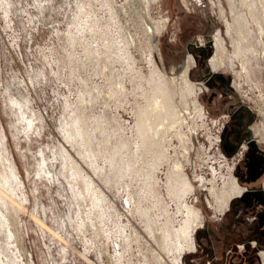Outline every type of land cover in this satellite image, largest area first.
Wrapping results in <instances>:
<instances>
[{"label": "rangeland", "instance_id": "obj_1", "mask_svg": "<svg viewBox=\"0 0 264 264\" xmlns=\"http://www.w3.org/2000/svg\"><path fill=\"white\" fill-rule=\"evenodd\" d=\"M52 3L0 0V148L18 176L17 181L9 178L7 205L0 203L8 220L0 234V261L160 264V256L170 263L176 242L169 230L180 228L186 218L181 208L187 204L198 210L200 221L192 233L195 249L184 251L180 264H207L206 250L222 264H246L238 256L244 254L240 236L246 233L242 222L248 208L238 196L228 205L222 190L234 177L244 192L259 185L264 191V177L247 184L243 172L227 164L214 144L218 138L222 144L223 134L228 141L244 135L250 113L256 121L255 139L262 140L264 34L259 40L256 24L264 25V0H156L148 6L135 0L129 8L133 5L138 36L144 20L153 29L169 21L152 42L160 53L153 58L144 44L116 41L114 36L125 27H109L105 11H90L86 27L91 30L84 39L78 24L71 22L70 29L65 18L51 15ZM58 12L64 17L65 9ZM56 21L62 26H54ZM205 26H210L208 35ZM98 27L106 33L103 39ZM71 33L76 34L72 40ZM216 34L229 65L218 68L209 60V67L232 76L236 90L222 93L203 87L199 93V64L191 65L188 83L179 77L191 58L186 59L187 46L212 38L215 53ZM234 36L238 52L232 46ZM154 64L175 81L163 85L153 73ZM25 98L35 111L37 127L28 141L21 132L27 125L14 114L16 102L23 105ZM153 99L164 105L154 115ZM170 106L183 115V125L168 120L173 118ZM222 115L227 116L223 130L214 123ZM148 116L151 127L142 126ZM147 126L143 136L141 129ZM175 164L193 186L184 200L174 193L181 189L172 170ZM231 243L239 248L231 250ZM254 263L248 259L247 264Z\"/></svg>", "mask_w": 264, "mask_h": 264}, {"label": "bare ground", "instance_id": "obj_2", "mask_svg": "<svg viewBox=\"0 0 264 264\" xmlns=\"http://www.w3.org/2000/svg\"><path fill=\"white\" fill-rule=\"evenodd\" d=\"M145 1V4L150 5L151 3H154L156 0H144ZM143 10L146 11V9L144 8ZM219 14L220 16H224V11L223 9L219 8ZM237 12L233 11V14L234 15H238L236 14ZM148 19V17H147ZM151 22V21H150ZM96 23V22H95ZM152 23V22H151ZM258 29H259V40L262 39V35L264 34V25L261 24V22L259 21V23L256 24ZM163 26L159 25V23H156V25L154 26V29H153V26H150V30H151V38L154 39L156 37L157 34H159L161 28ZM69 37V36H68ZM215 37L218 38V41L216 42L215 46H216V52L214 53V56L210 59V62L212 63V65L214 67H218V68H222V67H227L229 65L228 63V57L226 58L225 55H226V48L225 46L223 45V41L221 40V38L219 37L218 34L215 35ZM238 37V36H237ZM70 38V37H69ZM81 38V37H80ZM240 38V36H239ZM238 38V39H239ZM74 39V38H73ZM236 36H234V42H232V46L235 47V52H238L239 51V46L237 44V40H236ZM94 40V39H93ZM73 42V41H72ZM96 42V41H95ZM105 43V42H104ZM220 54V55H219ZM236 55V53H234ZM260 55L264 56V47H263V50L262 52L260 53ZM192 58V60H191ZM191 58H188L187 59V63H186V67L185 69L182 71V73L179 75L180 79H183L184 82L188 83V77H187V72L190 71L191 69V65L193 64V57ZM190 65V66H189ZM153 73L157 74V76L160 77V79L163 81V85L165 84H172L176 77L175 76H169V75H166L165 73H163L158 67L157 65H153ZM28 85V82L27 84ZM163 88H166L165 86H163ZM192 86V84H190ZM29 86V85H28ZM189 86V85H188ZM193 87V86H192ZM192 87H190V91H192ZM188 89V90H189ZM235 89V88H234ZM165 90V89H164ZM236 90V89H235ZM190 92V95L192 94ZM238 92V91H237ZM20 102V101H19ZM22 102L18 103V101L16 102V110H15V116H16V119L18 121H20L21 123H23V125H27L26 127L32 129V133L30 134V132L27 131V129H23L24 131H21L23 132L22 133V136L25 138V140H31L32 137H34V134H35V130H36V114H35V111L32 110L31 107H29V101L25 98L23 100V105H20ZM196 103V102H194ZM12 105V104H11ZM195 105V104H193ZM31 106V105H30ZM160 107H164V105H162V101H159L158 99H153V107L151 108V111L150 113L152 115H154L156 112L155 110L157 108H160ZM173 114H172V119H168V120H171L173 121V123L177 122L179 125H183L184 123V117L183 115L181 116L180 113L178 111H175L173 107H169ZM196 109V107H194ZM19 112V114H18ZM166 114L167 115H170L169 112L166 111ZM165 115V119L168 118V116ZM149 119L150 117H146L143 121L144 123L142 124V126L145 125V123H148V126L151 127L150 123H149ZM156 125V124H155ZM157 125H161V122H158ZM145 127L141 130H143L142 132V135L144 136V134H146V130H149L150 128L149 127ZM30 129H28L30 131ZM141 132V131H140ZM144 133V134H143ZM179 135V134H178ZM179 137L182 139L181 141H183V135H179ZM184 142V141H183ZM0 144H1V140H0ZM182 167V166H180ZM0 203L3 204V205H7L6 203L8 202V196H6V193H7V189H6V186L8 187L9 185V178H12L13 180H18V176L10 162V159L8 156H6L4 153L1 152V148H0ZM179 164H175L173 166V174L175 173V176H176V183L177 185H180L179 187H181V189L178 191H174V193H180V195H182L183 197V200L185 199L184 197L190 192V190L193 189V186L192 184L189 182V180L186 179V177H184L183 175L181 176V174H179L180 172L179 171ZM2 171V172H1ZM182 171V169H181ZM200 178V177H199ZM11 179V180H12ZM10 180V181H11ZM14 182V181H13ZM212 182V181H211ZM228 182V180H227ZM12 183V182H11ZM213 184V183H212ZM216 184V183H215ZM227 184V183H226ZM194 185V184H193ZM213 186V185H212ZM178 187V186H177ZM195 187V186H194ZM227 190H222L225 192L224 195H226V200L224 198V200L226 201V203L228 204L229 202V199L231 197H234V196H240L241 194L244 193V188H242L238 183L237 181L235 180V178H231V180H229L228 184H227ZM174 188V187H173ZM224 189H225V186H224ZM177 190V188H176ZM215 190H217L215 188ZM172 191V189H171ZM216 192V191H215ZM218 192V190H217ZM220 192V191H219ZM223 193V192H221ZM171 195V194H170ZM223 195V194H222ZM177 196V195H176ZM179 196V195H178ZM223 197V196H222ZM178 198V197H177ZM223 199V198H222ZM223 200V201H224ZM220 201V200H219ZM218 201V202H219ZM222 201V200H221ZM223 203V202H222ZM219 204H221L219 202ZM218 204V205H219ZM225 205V204H224ZM229 205V204H228ZM227 205V206H228ZM219 206H222V205H219ZM6 208V207H5ZM228 208V207H226ZM182 215L185 214L186 218L183 220L182 222V225L180 226L179 229H177L176 231L174 230V232L170 231L169 230V236L172 238V240H174L176 243H174L175 245V257L174 259L169 263L168 261L165 262V260L159 256L160 260H159V263L160 264H180L181 263V259H182V255H183V252L184 251H194L195 249V245H194V242H193V238H192V233L194 232V229H195V225L199 223L200 221V216L198 215V210L196 211L193 207H191V205H187V204H184L182 206ZM221 209V208H220ZM180 210V209H179ZM180 212V211H178ZM201 213V212H200ZM169 223V222H168ZM167 223V224H168ZM8 224V220L7 219H4V215H3V212L0 210V234L2 233V230H6V225ZM172 224V223H171ZM170 224V225H171ZM169 227V226H168ZM172 227V226H171ZM168 230V229H167ZM162 232V231H161ZM168 232V231H167ZM162 235V234H161ZM164 235V234H163ZM165 236H166V233H165ZM169 237V238H170ZM167 238V236H166ZM168 248V247H167ZM163 250V248H162ZM167 250V249H166ZM164 250V251H166ZM169 251V249H168ZM170 252V251H169ZM168 252V254H170ZM261 257L263 259V264H264V251H261ZM167 254V252H166ZM160 255V254H159ZM9 262V261H8ZM0 264H8L6 262H4L3 260L0 261ZM10 264V263H9Z\"/></svg>", "mask_w": 264, "mask_h": 264}, {"label": "built area", "instance_id": "obj_3", "mask_svg": "<svg viewBox=\"0 0 264 264\" xmlns=\"http://www.w3.org/2000/svg\"><path fill=\"white\" fill-rule=\"evenodd\" d=\"M53 1L52 3V7H51V15H54V18L58 19H63L65 18L66 23L65 26L67 28L71 27L70 24L71 22H75V24H78V32L79 34L82 35V37L85 39V36L87 35V32L89 30H91L90 28H87L86 26H88V22H91L92 20V16L90 15L92 11V9H96L97 14H101L100 11H105L102 12L104 13V17L107 21H109V27L113 28V27H118L123 25L125 27V31L121 32V33H117V36H114L116 41L119 39L121 42L127 43L129 42L130 45H132L133 43H137V44H144L147 46V48H149V52L151 54V57L153 58V53H155L157 56L160 55L158 47L155 46L154 50H153V40L151 38V30H150V26L152 24L146 23V20L142 21L140 24L142 26V32L141 35L138 36L135 31L133 30V19H132V12H133V8L131 9V7H133V5L129 8V5H131L135 0H51ZM65 9V13L63 12V10ZM58 11H61L64 13V17H61L60 13ZM149 11V10H148ZM142 12V11H141ZM142 17H145V13L144 11L141 13ZM146 18V17H145ZM102 18L98 19L99 21H101ZM102 22V21H101ZM168 19L165 21L164 23V27L163 29L160 31V33L158 35H161L165 30H166V26L168 24ZM79 24L81 26H79ZM54 26H62L61 22L56 21L54 24ZM99 30V36L101 39H103V36H106V33L103 32L101 30V28L98 27ZM59 32V31H58ZM157 35V36H158ZM76 36V34H72L71 33V40ZM156 36V37H157ZM109 37V36H108ZM124 39V40H122ZM193 45L196 46H202L204 44L203 41H201L200 39H197L194 43H192ZM153 50V51H152ZM187 57H192V55L190 53L187 52ZM194 65V61L192 64V67ZM192 69V68H191ZM190 72V71H189ZM188 72V74H189ZM233 83V82H232ZM197 85V88L200 89V92H202V89L204 87V83L201 81H197V83H195ZM227 116H221L218 117L217 119L214 120V123L216 125L221 126V129L223 130L226 125L227 122L224 121L225 118ZM258 122V120H257ZM254 124H256V121H254L251 125H249L247 128H245V131L248 129L252 132L253 136L255 137V133L253 132V126ZM262 132V140L261 142L256 141L258 147L264 151V122H260L259 123ZM242 136V135H241ZM238 137V136H237ZM237 137L231 139L229 142L230 143H235ZM215 146H216V150L218 151V153L220 154V156L222 157V159L227 163L230 164L233 168H238L239 165H241L242 163H246L247 160V153L249 150L248 147V142L243 141L240 146L238 147L237 152L234 154V156H232L231 158H226V156L224 155L222 148H221V140L220 138H218V140H215ZM235 168V169H236ZM264 177H261V179ZM260 179V180H261ZM262 188V187H261ZM263 190V189H262ZM195 232V231H194ZM183 257V255H182Z\"/></svg>", "mask_w": 264, "mask_h": 264}, {"label": "water", "instance_id": "obj_4", "mask_svg": "<svg viewBox=\"0 0 264 264\" xmlns=\"http://www.w3.org/2000/svg\"><path fill=\"white\" fill-rule=\"evenodd\" d=\"M214 42L212 38H208L202 46H196L193 44H188L187 52L190 53L193 57L195 63L200 65V68L203 71V74L198 77V81L204 83V87L207 89H217L224 92H234V88L232 85L233 79L230 75H225L222 72H213L209 67V60L214 56ZM216 94H212L215 96ZM241 111L246 113H250L248 108L245 106L240 107ZM251 116L249 117V122L245 124V128L251 125L254 120V114L250 113ZM226 133V132H224ZM222 144L221 148L226 156V158H231L237 152L238 147L243 141L248 142V153L246 155L247 160V167L249 168L250 174H248L246 178V182L256 183L264 174L263 169V161L262 157L255 160L256 157H259L258 154L262 153L263 151L258 147L255 137L253 136L250 130H246L244 135L238 136L235 143H230L225 135L222 136ZM248 172V173H249ZM243 179V178H242ZM237 201L244 204L246 208H250L253 205L259 206L261 210L264 212V191L260 186L255 187L253 190H249L241 194L239 197L236 198ZM255 220L254 223H259L261 226L264 225V214L263 216H254ZM257 264H262V259L259 255L256 256Z\"/></svg>", "mask_w": 264, "mask_h": 264}, {"label": "flooded vegetation", "instance_id": "obj_5", "mask_svg": "<svg viewBox=\"0 0 264 264\" xmlns=\"http://www.w3.org/2000/svg\"><path fill=\"white\" fill-rule=\"evenodd\" d=\"M258 155L259 157H256L255 160L262 157L263 169H264V151ZM237 169L243 172L244 179H246L248 174H250L249 168L247 167V163L245 162L239 165ZM250 183H253V182H250ZM253 189H254L253 187L249 189L246 188L245 192L249 190H253ZM243 214L245 216L246 215L248 216L246 217V220L242 222V224L245 225L246 233L245 235L242 234V236H240V242H241V245H243L244 254L243 256L239 255L238 257L240 258V261L242 263L245 262L247 264L248 259L251 258V259H254V262H255L254 264H257L256 256L257 255L260 256V252H261L260 249L264 248V244L262 243V239L264 238V225L261 226L259 223H254V220H255L254 216H258L259 214L260 216H263L264 212L261 210L259 206L253 205L252 207L248 208V210H245ZM253 242L256 243V246L252 245ZM230 245H231L230 246L231 250L236 251L239 248L238 244L231 243ZM232 257L233 256H231L230 258ZM207 264H212V262L207 261Z\"/></svg>", "mask_w": 264, "mask_h": 264}, {"label": "trees", "instance_id": "obj_6", "mask_svg": "<svg viewBox=\"0 0 264 264\" xmlns=\"http://www.w3.org/2000/svg\"><path fill=\"white\" fill-rule=\"evenodd\" d=\"M203 31H204V34L208 35L210 33V26L209 27L205 26V29H203ZM206 255H207V258H210L207 261L212 262V264H222V262H217V261H214L213 260V255L214 254H213V251L212 250H210V251L209 250H206ZM224 260H225V258H224Z\"/></svg>", "mask_w": 264, "mask_h": 264}]
</instances>
